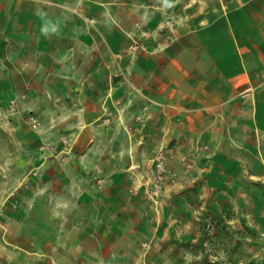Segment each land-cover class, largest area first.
<instances>
[{
    "label": "rangeland",
    "instance_id": "rangeland-1",
    "mask_svg": "<svg viewBox=\"0 0 264 264\" xmlns=\"http://www.w3.org/2000/svg\"><path fill=\"white\" fill-rule=\"evenodd\" d=\"M82 23L56 63L34 30L26 77L0 29V264H264V156L243 101L203 123L145 106Z\"/></svg>",
    "mask_w": 264,
    "mask_h": 264
},
{
    "label": "crops",
    "instance_id": "crops-1",
    "mask_svg": "<svg viewBox=\"0 0 264 264\" xmlns=\"http://www.w3.org/2000/svg\"><path fill=\"white\" fill-rule=\"evenodd\" d=\"M67 6L81 19L66 21ZM82 19L92 46L119 64L122 84L143 92L145 106L203 123L243 101L264 156V0H0V29L13 30V76L29 75L34 30L52 40L56 63L66 28L81 41ZM58 70L52 75L67 74Z\"/></svg>",
    "mask_w": 264,
    "mask_h": 264
}]
</instances>
